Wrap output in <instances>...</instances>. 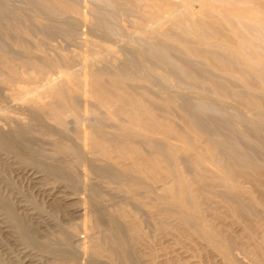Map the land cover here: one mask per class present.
I'll list each match as a JSON object with an SVG mask.
<instances>
[{
	"label": "bare ground",
	"instance_id": "6f19581e",
	"mask_svg": "<svg viewBox=\"0 0 264 264\" xmlns=\"http://www.w3.org/2000/svg\"><path fill=\"white\" fill-rule=\"evenodd\" d=\"M34 1L47 11L46 19L29 13L32 16L21 17L20 25V18L5 19L13 13L4 16L8 22L3 20L7 27L2 30L8 37L12 34L8 40L13 43L16 37L15 45L25 58L0 46V87L8 89L3 96L62 131L68 116L77 117L80 108L89 113L92 118L86 119L84 128L78 122L75 139L102 160L99 171L120 181L118 190L145 209L155 230L151 232L160 242L166 239L183 247L205 242L221 264H244L243 258L248 264H264V159L258 155L264 152V0H105L115 10L140 19L132 22V28L146 23L140 37L149 47L146 53L134 47L140 60L146 54L165 77L189 84L195 95L207 94L221 105L229 103L243 111L249 123L242 129L234 114L222 117L218 109L208 114L201 101L184 102L166 91L152 92L149 76L138 74L126 58L118 60L109 47L114 32L99 9L86 18L75 0ZM66 19L87 24L93 36L89 35L96 39L93 45L106 53L82 71L71 69L65 58L62 75L46 77L44 86L29 89L25 83L36 84L45 73V63L53 60L44 55L39 61L34 52L42 51L43 39L56 33L68 35L70 30L62 22ZM33 31L43 38L38 33L39 40L29 46L23 38ZM20 133L15 134L22 140ZM52 145L54 155L65 152L79 158L65 142L53 139ZM124 206H112L108 227L102 225L97 210L92 223H83L88 234L80 245L82 254L109 264H155L156 256H167L170 246H163L164 242L162 248L144 247L150 237L141 230L137 213ZM136 247L145 249L139 253Z\"/></svg>",
	"mask_w": 264,
	"mask_h": 264
},
{
	"label": "rangeland",
	"instance_id": "374dc122",
	"mask_svg": "<svg viewBox=\"0 0 264 264\" xmlns=\"http://www.w3.org/2000/svg\"><path fill=\"white\" fill-rule=\"evenodd\" d=\"M104 1L105 0H75L74 2L76 6L78 5L77 8L80 14L82 13L81 15H84L86 18L94 15L93 10H95V8L97 10L99 9L98 11L101 14H105V16L102 15L103 18L105 17L106 23L111 27V31L113 30L114 32L113 37L110 39V42H108L110 45L109 47L113 48L112 50L116 52L114 54L115 56L117 55L116 57L118 60L126 58V60H129L130 63L135 66L138 74L149 76L147 78L150 79L151 82L148 86L152 92L158 95L161 93L162 95L166 91V93L169 92L170 94L178 95L179 98L183 97L180 101L185 99L184 102L191 101L193 103L192 100H194V102H196V100H198V102L201 101L199 103L208 108V114L216 109L223 114L222 117H225L226 114L229 113L234 114V119H236L235 122L240 128H244V125L249 123L248 115L240 111V109L235 108L233 105L230 106L231 104L229 103H222L221 105V102L210 98L207 94H203L202 96L195 95V92H192L193 89L189 84L181 81L182 84H177L179 83L178 80L176 81L177 83H175V79L167 76L168 79H170L168 81L163 69H161L158 64L154 65V63H156L155 61L152 62L153 64L150 62L153 60L150 59V61H148L149 59L147 58L149 57H147L146 54L144 55L145 57L140 60L135 49L139 47L142 51L145 50L146 53V49L149 47L146 44L147 42L140 37V33L146 27V23H139L140 28H132V22L140 21L136 15L134 16L131 13H122L115 10L113 7H110L107 1ZM8 13H13L14 15L11 14V17H9L10 15L7 17ZM29 13L35 15L36 19H46L48 16L47 11L41 9L34 0H0V25H2L0 26V43H2L0 46L3 51H8V53L14 57L19 56L18 58H25V54L18 51L19 49H17L15 45L17 41L15 36H12L13 38L15 37V43H13L11 39L8 40V38H11L12 34H10L9 37L5 35L4 30L6 28L4 27L7 26H4V23L7 25L9 20L13 21L17 17V21L20 18L18 22H20L21 25L23 23L21 17L32 16L29 15ZM2 16L3 18H1ZM13 16H15L14 19H12ZM4 18L8 21L4 20ZM14 21H16V19ZM51 21L55 20L52 19ZM18 22L16 23L19 25ZM62 22L65 26H68L71 31L68 32V35L71 33L72 37L69 38L70 36L66 37L68 35L56 33L52 35L50 39L42 40L44 41L41 43L43 49L41 48L42 51H35L37 54L34 52L35 58L41 61L44 59V57L41 58V56L45 55L53 60H51L52 62L48 61V63H45V73L36 81V84L34 83V85H32L33 83H25V85L28 84L26 86H29V89H31L30 86L33 88L44 86L47 78L51 79L58 77V75H62V72L66 70L63 65V60L65 58L70 62L71 69L73 67L74 69L82 71L89 68L90 62L93 61L96 56L106 53L101 47L93 45L96 39L92 37L93 35L88 30L87 24L82 22L75 23V21L71 22L69 20L67 21V19ZM2 28H4V30H2ZM34 32H36V34ZM38 33V31H33L28 34L30 38L28 36L24 37L23 39L26 41V44L31 46L33 41L36 42L41 39V37L43 38L41 33H39L40 35ZM82 41L84 43H82ZM78 42H80V44ZM104 64L105 63H100L98 65L101 67L107 66V70L111 69L109 65ZM6 89L5 87H0V264H53V262L59 264H109L104 259H99V261L88 259L82 254L80 245L84 243V239L87 241V236L85 235L88 234V230L86 226L92 223L95 210L99 211L101 215L102 225L108 227L107 220L115 210L114 207L117 209L123 207V205H125L124 207L126 209L133 210V212L135 211L139 221L141 224L143 223L141 225V230L143 232L146 231L144 234H148L147 236L150 237V239L146 238L144 247H151L152 245L154 247H160L163 244V246H170L168 247L170 250L168 254H166L167 256L164 257V253L161 255L163 256L161 259V256H156L154 258V260L156 259L154 261L155 264H164L163 262H166V264H221L220 257L218 258L217 253L210 248L211 246H206L208 244L205 242L201 243L197 241L196 243L192 242L190 244L186 242L190 247L187 244L188 247H183L185 246V242L183 246L181 243V246L180 244L176 245L177 243L173 246V243H168L166 239L161 238L162 240L160 242V239L158 237L156 238V234L151 232L153 225L148 221L145 209L137 205L136 202H132L133 199L123 195L121 191L118 190L120 181H117L115 177L109 176L107 173H101L102 171L100 172L98 167L103 164L102 160L88 153L86 151L87 148L84 149L81 143L75 139L74 134L77 127H79L78 122L80 121V127L83 126L84 128V124L87 122L88 118H92L89 113L84 112V110L80 108L77 117L68 116L65 129L62 131L50 124L43 117L39 118L37 115L33 116L32 113L30 114V111L19 107L16 105V101L5 98L3 95L4 93L7 95L8 89ZM195 97H197V99ZM79 103L80 107H82V101H79ZM219 116L221 117V115ZM84 120L86 121L83 122ZM37 127H42V130H40V128L38 130ZM18 131H21L20 134L25 138L21 140L22 137H17L19 134L16 135L15 133H19ZM5 139L7 141H5ZM53 139L65 142L71 146V148L77 151L79 158L76 160L65 152L54 155L52 151ZM262 152L263 151L259 152L258 155L260 158L264 159V152ZM92 190L93 193H91ZM123 197L126 198V200ZM83 223L86 224L85 227ZM152 231L154 232L155 230ZM149 235L153 237L151 238ZM61 237H63V239H61ZM155 243L158 245H155ZM193 243L194 245H192ZM163 246H161V248ZM138 248L139 247H136L135 249L139 250V253L145 249ZM165 248L167 249V247ZM135 249L133 250L135 251ZM180 253H182V255ZM184 253L186 254L184 255ZM238 256L242 257L241 254H238ZM242 262L244 264L249 263L248 260L244 258ZM138 264L141 263L138 262Z\"/></svg>",
	"mask_w": 264,
	"mask_h": 264
}]
</instances>
